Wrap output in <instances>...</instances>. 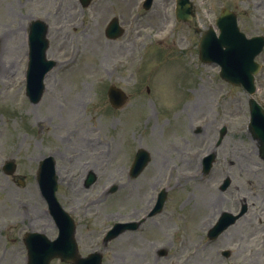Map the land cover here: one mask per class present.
<instances>
[{
	"label": "rangeland",
	"instance_id": "1",
	"mask_svg": "<svg viewBox=\"0 0 264 264\" xmlns=\"http://www.w3.org/2000/svg\"><path fill=\"white\" fill-rule=\"evenodd\" d=\"M46 1L50 5L56 3L57 16H53L51 23L82 24L79 29L70 31L68 41L62 39V33H53L49 55L65 57L68 52L77 50L81 51V56H73L72 62L64 67L66 71L59 85V92L45 100L51 103L54 99L53 111H48L47 103L37 108L25 101L21 102L17 92H4L3 83L6 87L15 86V80L13 83L11 81L21 68V57L15 52L16 45L9 37L10 29L16 25H10L6 21L4 6L1 7L0 4V35L10 38L2 44L4 54L0 58V91H3L0 94V132L8 135L28 130L38 132L34 118L37 115L41 118L50 117V122H44V127L40 129L45 131L43 136L46 139L42 140L44 144L58 143V137L69 134L61 133L66 129L69 132H89V136L100 132L102 141L107 144L103 149L110 150L112 157L106 158L104 155L100 158L104 160L105 170L102 169L104 172H101L103 176L92 189L83 191V194L91 197L108 181L119 180L123 185L119 190L121 192L111 197V202L119 197L127 199V195L133 193L131 187H134L135 195L144 198H140L141 202L133 207L128 201L125 205H119L117 209H121L125 215H130L132 208L142 206L154 191L150 190V183L157 186L156 178H162L163 175L170 178L173 172L175 179L178 176L180 181L177 188L169 191L170 195L173 194L160 227L155 225L152 231L146 235L138 234L133 240L124 238L113 241L109 250L104 252L103 264H264V226L259 228L256 223L258 218H264L263 197H246L250 195L248 180L256 179L254 176L258 170L254 165L257 157L249 142L251 137H240L238 133V129L249 118L248 96L242 89L233 88L222 81L217 67L199 62L196 46L199 35L194 26L196 23L177 24L172 12L175 0H156L153 10L138 19V8H134L135 3L129 0L106 1L100 5L98 2L83 12L77 0ZM195 2L199 16L204 19V23L200 25L204 27L211 24L210 18L214 21L222 7L228 6L239 14L240 26L247 35L264 33V0ZM73 5L76 6L75 9ZM132 12L134 14L130 17ZM113 16L119 17L127 28L125 37L118 42H109L104 34L106 24ZM129 18L132 23L127 24ZM175 25L180 26L171 32ZM139 31L141 35L137 34ZM139 39L141 44L137 43ZM134 45H138L139 49ZM140 61H143V66L137 74L135 66ZM260 61H264V53ZM120 63L124 64L123 68L112 73L115 65L119 66ZM108 73L112 77L106 78V82L112 81L115 85L123 86L130 96V104L127 105V110L132 111L130 117L140 115L133 128L123 118L127 110L123 113L107 112L110 109L105 97L100 88L93 85L100 76L106 77ZM76 76L79 81L74 78ZM83 86L88 91L84 97L80 94ZM148 86L152 87V97L146 93ZM257 87L256 98L264 105V72L258 77ZM84 98L86 102L82 106H74L77 100ZM3 109H16L17 113L10 115ZM1 112L5 115L6 124H2ZM156 114L157 117L160 116L159 119H156ZM77 117L82 119L78 120ZM221 125H227L229 131L221 147L217 149L218 156L210 175L215 186L211 187L208 182L202 183L201 178L200 181L188 179L189 175L202 176L198 156L214 148L219 135L216 126ZM198 128L201 132L197 134L195 131ZM128 139L133 147L142 146L154 156L149 173L140 180L131 181L122 172L131 161L128 149L132 145ZM115 143L116 150L119 151L114 154ZM228 162L234 164L230 165ZM60 172L62 175L66 174L61 165ZM108 175H111L110 180L107 179ZM225 177L232 179V185L221 193L219 186ZM176 182L174 180L173 185ZM63 185L60 186L59 199L66 205L70 191ZM1 196H8V193ZM244 197L253 202V207L246 215L247 219L238 221V225L218 241L210 243L205 228L222 212L238 211ZM116 201L108 203L110 206L107 208L102 204L93 211L100 216L105 227L116 218L110 214L115 210ZM94 223L90 221V225ZM251 230H256V233L249 234ZM4 241L6 242V237ZM3 242H0V249L4 247ZM161 246L167 249L165 257H159L158 249ZM222 248L232 251L230 259H223L218 254V250ZM2 253L0 251V255ZM253 253L257 255L250 258ZM21 255L17 247L9 248L0 264H20ZM55 264L63 263L56 261Z\"/></svg>",
	"mask_w": 264,
	"mask_h": 264
}]
</instances>
